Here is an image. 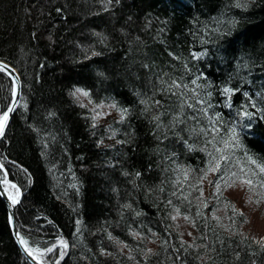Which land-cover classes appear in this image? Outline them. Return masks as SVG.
<instances>
[{
  "label": "trees",
  "instance_id": "obj_1",
  "mask_svg": "<svg viewBox=\"0 0 264 264\" xmlns=\"http://www.w3.org/2000/svg\"><path fill=\"white\" fill-rule=\"evenodd\" d=\"M191 48L203 55L193 59ZM0 58L20 70L24 86L0 141V163L21 190L17 224L29 247L44 252L41 261L264 264L262 240L241 230L246 213L232 226L231 208H211L203 193L204 207L197 190L213 151L206 141L214 133L199 131L210 129L208 117H222L216 146L223 147L236 114L264 109V0H247L246 8L235 0H0ZM78 85L93 101L112 98L127 110L112 123V139V130L73 99ZM224 87L234 90L228 100ZM192 89L201 98L211 93L212 107L203 105L208 116L196 111ZM12 90V77L0 71V114ZM185 101L197 108L196 119ZM261 116H243V146L230 150L222 172L255 170L247 156L264 163ZM174 207L191 218V241L171 219ZM212 209L214 218L197 215ZM0 264H32L13 238L1 197Z\"/></svg>",
  "mask_w": 264,
  "mask_h": 264
},
{
  "label": "snow or ice",
  "instance_id": "obj_2",
  "mask_svg": "<svg viewBox=\"0 0 264 264\" xmlns=\"http://www.w3.org/2000/svg\"><path fill=\"white\" fill-rule=\"evenodd\" d=\"M109 3H111V0H108ZM235 7H243L246 8L247 7V0H244V2L242 3L241 0H235ZM231 23H235V21H231ZM195 58H199L200 55H203V53L201 54H193ZM6 65L0 64V71H4L6 69ZM9 75H11V73H9ZM197 79H200V77H197ZM193 84H196V80L192 81ZM172 87L175 88H180L181 85L176 83L175 81L172 84ZM185 88L187 87L186 85L184 86ZM197 87H203L202 85H197ZM77 92H80V90L78 89ZM192 92L194 93L195 97H196V103L200 104V105H207V107H212V105L209 103V100L211 98V93L208 92L206 93V98H200V94L198 92H196L195 89H192ZM223 94H225L226 96L231 97V94H233L234 90L230 87H224L222 89ZM83 95H88V93H83ZM245 96H247V93H244ZM157 103H159V101H157ZM185 103H187L185 101ZM115 105H113L114 107ZM230 106V105H229ZM251 106L253 108H256V104L253 102L251 104ZM183 107V105H182ZM188 107H193V105L188 104ZM246 108V106H245ZM201 109H197L196 111H200ZM13 109L11 107H9L5 112H3V114H0V136L3 135L4 132V128L9 120V113L12 112ZM202 111L207 112V108H203ZM127 110L126 109H122L121 113L122 115L124 113H126ZM256 112H264V109H259L256 108ZM256 112H249L247 110L243 111L242 115L244 117H253L256 115ZM156 119H158V117H156ZM192 119H196V116L193 115ZM261 119H264V116H261ZM222 121V117L217 114L214 118L210 117L209 118V123L211 125L209 130H205V129H200L199 131L204 133V135L207 137L209 132L214 133V135H212V138L207 140L206 143L208 144H212L213 145V151H208L207 154L209 156V160L207 162V167L205 169H202V175L200 177L197 178V190L200 192V197L199 199L201 200V202L203 203L204 207H207V202L204 201L203 199V188L199 187L204 180L208 179L209 174L211 173H218V178L213 182V181H209L210 184L213 185V187L215 188V195L217 197H222L223 196V192H222V187L223 189H228V188H232L234 187L237 183H240L241 185H244L247 187L248 192L255 194L258 199H257V203L260 202L261 199H264V163H258L257 159H254L252 156H247V163L249 165H255V170L252 167H245L243 165H241L239 167L238 171H232L229 169H226L224 172L221 171V162H227L231 159V151L230 150H234L236 148H240L243 145L241 144L240 141V132L237 131V127L234 125L232 126L229 130H228V134L226 136V138L221 137L220 139V144L223 145V147H217L216 146V138L219 135L220 129L219 127H217V123ZM195 131V129H194ZM191 147V146H189ZM205 151H207V148L204 149ZM2 164H0V168H2ZM258 170V171H257ZM7 174L5 173V178L3 179L2 183L6 186V190H10V189H16V185L11 184L8 180H7ZM185 177L187 178V172H185ZM223 182V185L222 183ZM258 189L260 191H258ZM9 195L10 198L12 199V202L18 203L19 202V190L16 189V191L13 193L11 191H9ZM184 199H187V197H184ZM250 199V198H249ZM169 204H171V201H169ZM225 206L226 207H230L231 211L233 213L232 216L229 217V220L232 221V226L235 225V218L236 216H243V212L240 211L239 209L236 208L235 204L232 203L231 201H225ZM174 211L176 213L175 216H172L171 219L173 221H175L180 215V208L179 207H174ZM197 215H202L201 212H197ZM185 220H190L191 218L189 216H184ZM217 220H219V217H216ZM246 222V219H245ZM222 227H225L226 229L231 230V226L229 225H222ZM150 234L155 237L156 234L155 233H151V230H149ZM19 242L21 245L24 246L25 252L32 257L33 260L39 258H42L44 256V252H42L39 248H33V247H29V242L27 239H25V237L23 236H19ZM134 235H139L138 233H134ZM146 239V237H145ZM164 244H167L168 241L164 240L163 241ZM257 243H260L262 246H264V240L262 241H257ZM59 245L62 247V249H67L68 248V243L61 239L59 241ZM48 252H52L53 249L52 248H48L47 249ZM64 251L60 252V258L62 259L64 256ZM147 254H151V249H147ZM43 264V262H42ZM55 264H59V260L55 261Z\"/></svg>",
  "mask_w": 264,
  "mask_h": 264
},
{
  "label": "rangeland",
  "instance_id": "obj_3",
  "mask_svg": "<svg viewBox=\"0 0 264 264\" xmlns=\"http://www.w3.org/2000/svg\"><path fill=\"white\" fill-rule=\"evenodd\" d=\"M74 93L76 95L79 94V92L77 93L76 91ZM80 98L82 100L81 102L85 103L83 105H88L92 113V117L97 119V121H101L107 125V130L110 123L120 120L121 113L115 106L113 107L111 102H93L90 97L88 98L83 94L80 96ZM109 135L112 139L114 131L112 130V132H109L108 136ZM258 191L260 190L258 189ZM227 194L235 199V205L238 207V209L246 213V223L243 224L244 226L241 230L245 233H254L257 235L256 237L258 239L264 240V199H261L260 202L257 203L256 201L258 197L255 194L248 192L247 187L241 185L240 183H237L232 188H228ZM209 214L214 218L215 214L213 212ZM176 222L180 227V233H185V237L190 239L194 233V225L192 224V220H185L184 215H180L176 219Z\"/></svg>",
  "mask_w": 264,
  "mask_h": 264
},
{
  "label": "bare ground",
  "instance_id": "obj_4",
  "mask_svg": "<svg viewBox=\"0 0 264 264\" xmlns=\"http://www.w3.org/2000/svg\"><path fill=\"white\" fill-rule=\"evenodd\" d=\"M201 54L202 52H200L199 53V50H197V49H195V48H191L190 49V55L192 56V58L194 59L195 57H194V55L193 54ZM173 56V55H172ZM201 56V55H200ZM4 60V59H3ZM7 61V60H6ZM8 63L9 64H12L13 65V63H11V62H9L8 61ZM15 66V65H14ZM16 67V66H15ZM186 69L187 70H191V67L190 66H188V65H186ZM16 70L18 71V73H19V75H21V81H22V84H21V98H20V103H21V101H22V99H23V94H24V92H23V78H22V74H21V72H20V70L16 67ZM4 71H6L7 73H10L9 71H7V70H4ZM202 74H203V78L206 76V72L205 71H202L201 72ZM11 76V75H10ZM12 81H13V79H12ZM176 83H178L179 84V82L178 81H176ZM80 90V92H79V94L78 95H76L75 93H73V95H72V97H73V99L76 101V102H79L80 104H85L84 102H81L82 100H81V98H80V96L83 94V93H88V95H86V97H90V99L93 101V97L92 96H90L91 94L89 93V90H87V89H85L83 86H80V85H78L77 87H76V92H77V90ZM242 89L243 90H246V88H244V87H242ZM179 90H180V92H181V94H183V96H185V97H187V95H186V93L184 92V90L180 87L179 88ZM13 91H14V81H13V90H12V94H13ZM78 93V92H77ZM81 93V94H80ZM92 93V92H91ZM184 97V98H185ZM12 98V97H11ZM200 98H201V96H200ZM94 99H95V97H94ZM229 99V97L227 98V100ZM102 101H109V102H111L113 105H115V107L120 111V113H121V108H119L116 104H115V102H114V100L112 99V98H110V100H102ZM101 100L100 101H97V99H95V101H93V102H102ZM10 102H11V100H10ZM10 102H9V104H10ZM213 102H215V101H213ZM219 102H221V106H223L225 103H226V100H220V101H217V103H219ZM9 104H8V106H9ZM187 104V103H186ZM20 105V104H19ZM200 105V104H199ZM8 106L6 107V109H5V111L8 109ZM187 106H188V104H187ZM201 108L200 109H203V108H206V107H204L203 105H201L200 106ZM87 108L89 109V107H88V105H87ZM189 109H188V111L190 112V113H193L192 112V110H194V109H197L196 107H194V105H193V107H188ZM18 109V108H17ZM4 111V112H5ZM17 111V110H16ZM202 112H204V111H202ZM204 114H206V116H208L207 115V112H204ZM193 115H194V113H193ZM13 117H14V115H13ZM121 117H122V113H121ZM208 118H210V117H208ZM13 119V118H12ZM121 119V118H120ZM203 121V120H202ZM97 123H99L98 121H96ZM11 124V123H10ZM201 124H203V126L206 128L207 126H208V122L206 121V122H203V123H201ZM232 124L233 125H235L236 127H237V131L238 132H245V121H244V117L243 116H241V114H236V116H235V119H234V122H232ZM10 126V125H9ZM109 130H114L115 129V127H113L112 126V123H110L109 124ZM9 129V128H8ZM8 131V130H7ZM7 133V132H6ZM6 135V134H5ZM109 137H110V135H109ZM4 138V137H3ZM113 138V137H112ZM108 139V141H109V138H107ZM2 140V139H1ZM0 140V141H1ZM112 147V146H111ZM1 164V163H0ZM2 171H5L4 170V168H3V166H2V168H0V179H1V181H3V179L5 178V173H3ZM7 178V177H6ZM218 178V174L217 173H211V175H210V178L209 179H206L205 180V187H204V190H203V193L204 194H207L208 196H211V198L213 199L212 200V202L210 203L211 204V208H215L216 206H220V207H222L224 204H225V201L227 200V201H230L229 199H226V196H228L227 195V189H223V187H222V192H223V196L222 197H217L216 195H215V188L213 187V185L212 184H210L209 183V181H215L216 179ZM2 185H3V187H4V189H5V191H6V193H7V195L10 197V195H9V191H11V192H15L16 191V189H19L18 187H16V189H10V190H6V186L2 183ZM222 185H223V182H222ZM209 193V194H208ZM226 195V196H225ZM214 196V197H213ZM0 197H1V199L4 201V203H5V205L7 206V204H6V202H5V200H4V198H3V196H1V192H0ZM19 202L21 201V190L19 189ZM11 201H12V199H11ZM221 201H223V202H221ZM19 202L17 203V205L19 204ZM17 205H16V207H17ZM210 211H212V212H217V211H215V210H210ZM7 212H8V210H7ZM15 213H16V208H15ZM202 216H206V217H210V214H209V212H205L204 214H202ZM17 220V219H16ZM9 221V220H8ZM10 226V225H9ZM11 229V228H10ZM20 231V230H19ZM14 238V237H13ZM14 240H15V238H14ZM188 240L189 241H191L192 239H189L188 238ZM187 241V240H186ZM15 242H16V240H15ZM17 244V243H16Z\"/></svg>",
  "mask_w": 264,
  "mask_h": 264
},
{
  "label": "water",
  "instance_id": "obj_5",
  "mask_svg": "<svg viewBox=\"0 0 264 264\" xmlns=\"http://www.w3.org/2000/svg\"><path fill=\"white\" fill-rule=\"evenodd\" d=\"M0 64H3V65H6V69L7 71H9L11 73V76L13 78V81H14V91H13V95H12V98H11V102L8 106L11 107L13 109L12 112H10L8 115H9V120L4 128V132H3V135L0 136V140L3 139V137L5 136L8 128H9V125L12 121V118H13V115L15 114L17 108L19 107V104H20V98H21V84H22V79H21V75H19L18 71L16 70V67L12 64H9L8 61L6 60H3L0 58ZM0 192H1V196H3L6 204H7V210H8V220H9V225H10V228H11V232H12V235L13 237L15 238L16 240V243L17 245L19 246V248L21 249L22 253L24 254V256L32 263V264H42L43 261H41L39 258L33 260L32 257H30L26 252H25V249H24V246L20 244L19 242V238H18V235L19 236H22L20 231H19V227H18V224H17V220H16V213H15V208H16V205L17 203H13L11 201V198L7 195L3 185H2V181L0 179ZM43 264H45L43 262Z\"/></svg>",
  "mask_w": 264,
  "mask_h": 264
}]
</instances>
